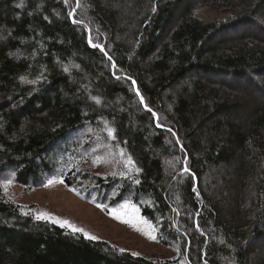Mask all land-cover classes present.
<instances>
[{
  "label": "trees",
  "instance_id": "trees-1",
  "mask_svg": "<svg viewBox=\"0 0 264 264\" xmlns=\"http://www.w3.org/2000/svg\"><path fill=\"white\" fill-rule=\"evenodd\" d=\"M6 172L130 202L173 254L88 239L0 188V264H264V0H0Z\"/></svg>",
  "mask_w": 264,
  "mask_h": 264
},
{
  "label": "rangeland",
  "instance_id": "rangeland-1",
  "mask_svg": "<svg viewBox=\"0 0 264 264\" xmlns=\"http://www.w3.org/2000/svg\"><path fill=\"white\" fill-rule=\"evenodd\" d=\"M252 32L255 33L253 30ZM238 36L240 35L237 33L225 31L218 38L226 40L236 39ZM250 102L246 103L247 107ZM165 165L169 167L170 163L165 161ZM61 181L59 177L49 175L42 186L25 191L6 172L0 175V188L7 200L25 207L30 206L36 217L38 213L48 214V217L39 219L59 226L61 222L67 221L83 232L73 231L68 226L61 227L79 232L84 237V233H87L134 255L167 258L173 254L172 250L157 242L152 224L141 215L134 204L124 202L118 206H109L85 201L74 189L67 188Z\"/></svg>",
  "mask_w": 264,
  "mask_h": 264
},
{
  "label": "snow or ice",
  "instance_id": "snow-or-ice-1",
  "mask_svg": "<svg viewBox=\"0 0 264 264\" xmlns=\"http://www.w3.org/2000/svg\"><path fill=\"white\" fill-rule=\"evenodd\" d=\"M22 79H23V78H22ZM111 134H112V131L109 130V135H111ZM129 163H131L130 160H129ZM185 171H187V169H185ZM61 182H62V181H61ZM46 217H48V214H47V213H38V214H37V218H46ZM61 226H68V227H70L73 231H80V232H83L82 229L75 228V226L70 225L67 221H63V222H61ZM84 235H85L86 238H88V239H95V237H92V236L88 235L87 233H84ZM153 238H154V237H153Z\"/></svg>",
  "mask_w": 264,
  "mask_h": 264
},
{
  "label": "water",
  "instance_id": "water-1",
  "mask_svg": "<svg viewBox=\"0 0 264 264\" xmlns=\"http://www.w3.org/2000/svg\"><path fill=\"white\" fill-rule=\"evenodd\" d=\"M91 46H92V47H95L96 45L91 44ZM96 47H98V48L101 49V50L103 49L101 46H96ZM134 87H135V90H136V92H137L136 84H135V83H134Z\"/></svg>",
  "mask_w": 264,
  "mask_h": 264
}]
</instances>
